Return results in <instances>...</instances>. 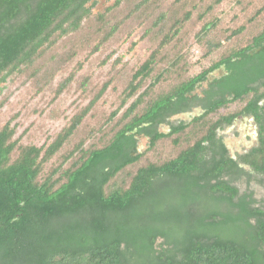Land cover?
<instances>
[{
    "label": "trees",
    "instance_id": "trees-1",
    "mask_svg": "<svg viewBox=\"0 0 264 264\" xmlns=\"http://www.w3.org/2000/svg\"><path fill=\"white\" fill-rule=\"evenodd\" d=\"M86 1L0 0V92L9 79L36 78L42 57L62 38L90 25L95 43L89 55L136 15L148 17L147 30L162 33V39L134 69L118 105L97 127V136L91 129L77 139L110 79L41 146L15 137L12 119L0 125V264H264V210L254 206L250 192L240 193L232 184L241 176L251 177L242 164L264 183V61L250 73L241 69L264 55V4L250 18L262 24L253 27L245 45L231 47L196 74L163 88L169 70L162 67L171 62L163 51L183 29L192 30V15L201 23L195 35L207 37L206 55L219 49L210 39L215 22L208 15L223 0L203 7L192 0H173L170 8L159 7L153 16L148 14L158 0H116L94 18ZM111 15L119 20L110 23ZM176 64L173 60L170 66ZM82 66L79 62L76 70ZM222 68L223 75L206 82ZM74 75L75 70L59 83L54 100ZM45 77L46 86L50 76ZM205 82L203 97L194 95ZM233 102L243 103L239 111L220 113ZM196 105L202 108L200 114L171 121L172 115ZM238 114L252 115L260 136L258 146L234 159L217 131ZM163 125L167 132L160 130ZM139 137L148 139L144 152L137 150ZM158 148L167 149L154 160L151 154ZM55 157L57 164L48 167ZM186 184L195 191L192 200L206 192L210 206L202 207L196 219V209L180 213L178 222H194L184 234L172 236L160 225L166 216L142 210L151 207L150 198L164 200L174 186ZM213 225L221 229H201ZM158 238L163 241L156 247Z\"/></svg>",
    "mask_w": 264,
    "mask_h": 264
},
{
    "label": "rangeland",
    "instance_id": "rangeland-1",
    "mask_svg": "<svg viewBox=\"0 0 264 264\" xmlns=\"http://www.w3.org/2000/svg\"><path fill=\"white\" fill-rule=\"evenodd\" d=\"M115 1L89 0L85 7L89 10V16L94 18L97 14L103 13L107 7L112 6ZM172 1L158 0L157 5L151 7L148 15H155L159 7L168 6L170 8ZM192 1L203 7V5L213 0ZM121 4L124 6L129 5L126 1H122ZM263 4L264 0H223L217 5L213 13L208 15V18L215 22L210 39L214 43H218L219 49L210 56L206 55L209 48L207 37L203 38L200 35H195V31L200 27L201 23L196 20L197 15H192V30L183 29L180 34L181 37L168 45L163 51L166 56L170 57L171 62L176 60L177 64L175 67L170 66L171 62L163 64L162 68L168 69L169 72L165 75L166 81L162 87L165 88L175 82V80L178 81L196 74L220 55L229 51L231 47L245 45L248 42L249 33H254L255 29L253 27L262 24L258 21L250 22V18L256 9ZM118 15H111L110 23L118 21ZM149 23L150 19L148 17L136 15L129 19L125 25L123 24L113 38H110L96 53L91 55H89V52L95 43L93 39L95 30H93L91 25L83 28L77 34L71 35V37L62 38L57 47L50 50L41 58L40 64H37L39 75L36 78L23 75L9 79L4 84H1L0 102L4 101V103L0 105V125L12 119V125H16L15 137L20 136L21 142L24 144L41 146L50 141L65 122L90 101L104 81L110 79L112 81L111 85L84 119L77 139L84 137L91 129L95 130V136H97L101 131L97 127L105 121L108 114L118 105L122 89L129 81L134 69L140 65L162 39V33L147 30ZM241 26L244 27L242 32L233 36L230 40L225 38L227 36L231 37L233 31H236ZM261 61H264V55L256 58L255 61H252L253 63L250 60L246 61L242 64L241 69L250 73L254 71L258 63H263ZM79 62L83 66L81 69L76 70ZM44 65L47 67L46 70L42 68ZM74 70L73 80L54 100V92L57 86ZM159 71L161 69L156 70V72ZM46 74L50 76V80L48 79L49 83L45 86ZM223 74V68L217 70L208 76L206 82H210L213 78ZM206 82L201 84L196 91L205 86ZM242 105L243 103L240 102L230 103L227 108L221 109L220 113L230 114L237 112ZM201 112V109L196 108L190 113L172 117L171 121H188ZM168 129L166 125L160 127V130L164 132H167ZM255 131V121L249 116H243L233 120L231 125L220 129L218 135L223 140L229 155L237 156V154L245 153L249 148L258 145ZM90 141L91 137L86 142ZM147 147L148 139L139 137L138 152H144ZM166 149L158 148L156 152L151 154L153 156L152 159H161ZM56 164L57 157L50 161L48 167H54ZM242 166L246 171H252L249 166L245 164H242ZM47 170L48 168L45 167L46 172ZM260 180V175L251 172L250 178L241 176L234 179L232 184L238 188L240 193L250 192L255 200L254 206L264 210V183ZM194 193L195 191L191 190L189 184H186V186H174L166 199L157 201L156 197H152L148 200L151 207L144 208L142 211L146 214L151 209L154 210L152 213L156 216H166L168 219H165L160 225L170 235L175 236L176 232L184 234L194 220L178 222L177 216L180 213L192 212L196 209L194 212V218L196 219L197 215H200L202 207L210 206V200L206 192L201 193V196L196 201L191 198ZM137 215L141 216L139 213ZM201 229L216 232L221 227L213 225L205 226V228L201 227ZM162 241V238H158L156 247L160 246ZM145 244L146 241L141 243V251L144 253L147 250Z\"/></svg>",
    "mask_w": 264,
    "mask_h": 264
},
{
    "label": "flooded vegetation",
    "instance_id": "flooded-vegetation-1",
    "mask_svg": "<svg viewBox=\"0 0 264 264\" xmlns=\"http://www.w3.org/2000/svg\"><path fill=\"white\" fill-rule=\"evenodd\" d=\"M88 1H89V0H88ZM88 1H86V3H87ZM86 3H85V4H86ZM211 81H212V80H211ZM205 86H206V85H205ZM205 86L201 87L199 91H196L197 88L200 87V86H198V87L195 89V91L193 92V94L199 96L200 98L203 97L202 89H203ZM196 108H199V109L202 110L201 106H199V105L197 106V105H196V106H192V107L190 108V110L185 111V112H182V113H178V114H175V115H172V117L177 116V115H179V114L190 113L191 111H193V110L196 109ZM243 116H249V117H251L252 120L255 121V123H256L255 136H256V140H258V144H259L260 128H259V124L256 122L255 118H254L252 115H242V114H238V115H236V116L234 117L233 120H235L236 118H242ZM172 117H170V119H171ZM171 120H172V119H171ZM233 120H232V121H233ZM231 124H232V122H231ZM231 124H230V125H231ZM218 131H219V130H218ZM218 131H217V136L219 137V135H218ZM257 146H258V145H257ZM255 147H256V146H255ZM253 148H254V147H251V148H249V150H247V151L249 152V151H250L251 149H253ZM247 151H245V153H247ZM242 154H244V153H242ZM238 155H240V154H237V156H231V157H233L234 159H237ZM241 166H242V165H241ZM251 172H253V171H251ZM251 172H250V174H251Z\"/></svg>",
    "mask_w": 264,
    "mask_h": 264
}]
</instances>
